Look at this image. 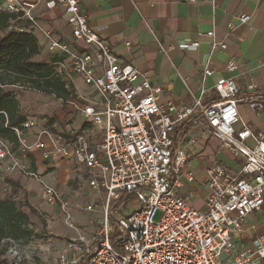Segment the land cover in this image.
Returning a JSON list of instances; mask_svg holds the SVG:
<instances>
[{"label":"built area","instance_id":"obj_1","mask_svg":"<svg viewBox=\"0 0 264 264\" xmlns=\"http://www.w3.org/2000/svg\"><path fill=\"white\" fill-rule=\"evenodd\" d=\"M56 8L71 27L67 37L41 20L45 11ZM0 13L15 16L12 29L43 40L65 79L76 74L92 89L91 97L66 102L62 131L40 127V121L28 117L12 127L16 149L0 135V161H10L7 171L19 173L18 180L37 179L41 200L54 204L61 201L60 192L23 158L40 148L44 159L55 165L59 159L73 160L86 170L88 185L103 207L101 228L91 242L74 239L56 249L46 240L36 246L34 238L0 239L7 264H264V229L248 244L238 240L245 235L247 217L264 207V131L256 132L244 121L241 89L233 77L215 82L214 99L206 100L208 90L203 86L192 103L165 106L160 102L161 89L152 85L148 73L120 60L90 26L81 0H0ZM238 18L247 23L250 15ZM234 27L229 24L231 31ZM207 35L213 37L214 31ZM213 44L227 47L225 41ZM199 45L195 39L180 47L194 50ZM236 68L235 61L227 65L229 71ZM213 73L205 67L203 85ZM10 87L17 85L0 83V89ZM246 88L252 92L257 86L251 83ZM244 99L253 112L263 110V100L251 95ZM76 117L87 128H75L70 121ZM35 128L30 142L27 134ZM200 131L218 139L238 161L235 168L219 161L206 168L204 209L195 207L183 192L195 182L187 163L198 151ZM126 197L139 206L120 214L119 203ZM61 206L67 212V204ZM94 207L89 203L82 208Z\"/></svg>","mask_w":264,"mask_h":264},{"label":"crops","instance_id":"obj_2","mask_svg":"<svg viewBox=\"0 0 264 264\" xmlns=\"http://www.w3.org/2000/svg\"><path fill=\"white\" fill-rule=\"evenodd\" d=\"M81 10L87 15L90 26L109 42L112 52L120 60L132 62L148 73L152 85L161 89L160 102L165 106L170 102L192 103L201 94L203 86L208 90L207 93H213V86L221 77H233L244 97L251 95L256 100L264 101V0H81ZM242 13L250 15L247 23H240L238 17ZM41 20L59 36L67 37L71 32V27L58 8L45 11ZM231 23L235 26L232 31L229 29ZM209 31H214L213 37L207 35ZM5 33L1 31L0 38ZM195 39L200 41L197 49L180 47V44ZM38 40L41 51L32 60L49 61L54 55L46 50L43 40ZM214 41H225L227 47L214 46ZM78 49L84 48L80 46ZM230 61L237 64L233 71L227 69ZM205 67L214 73L203 85ZM76 79L85 85V91L79 90ZM69 81L76 89L77 97L74 100L91 97V89L79 76L72 74ZM251 83L257 88L249 92L246 87ZM8 89L15 90L22 113L26 119L30 117V104L20 99L21 94L30 88L17 85ZM60 100L64 103L68 101ZM206 100L210 99L206 96ZM239 109L244 121L250 112L247 120L252 123L253 130L264 131V108L255 113L249 107V102H244L239 104ZM77 119L71 123L75 128H87L88 124L79 117ZM36 132L34 129L27 134L30 142ZM12 144L16 149L18 144ZM23 159L33 170L42 173L46 181L57 167L53 161L44 159L40 148H33ZM71 161L74 162L66 160L60 165L69 167ZM214 161L223 162L232 168L238 162L218 139L206 131H200L198 151L190 155L187 163L195 176V182L183 190L192 204L200 209L206 207V168ZM9 162L0 161V192L4 186L6 189L8 187L10 195L13 194L12 185L6 181L9 178L18 184L16 198L21 189L28 198L36 195L40 198L41 189L38 193L31 190L33 182L38 185L40 182L37 179L18 180L19 173L7 171ZM261 218H264V209L247 217L245 235L238 238L241 244L250 243L263 231L264 222L260 226L256 225Z\"/></svg>","mask_w":264,"mask_h":264},{"label":"rangeland","instance_id":"obj_3","mask_svg":"<svg viewBox=\"0 0 264 264\" xmlns=\"http://www.w3.org/2000/svg\"><path fill=\"white\" fill-rule=\"evenodd\" d=\"M75 84H77L79 90L83 89L85 91L86 87L80 80L76 79ZM206 95L208 99H214L217 96L215 91ZM238 97L242 98L240 103L249 102V100L244 99L242 91H240ZM20 99L22 102L30 104V117H35L40 121V127H48L51 131L63 130L62 120L64 110L68 106L64 101L60 100L61 98L30 88L28 92L21 94ZM248 118H250V112H248L245 119L247 123ZM76 121H78L77 118L73 123ZM70 122L72 123V121ZM248 124L252 127V123L249 122ZM35 130L38 131L37 128ZM255 131L258 132L257 130ZM66 160L64 158L56 161L57 167L53 169L54 171L47 179L60 192L61 201L57 199L54 204H50L41 200L38 195L28 198L24 190L21 189L19 191L17 200L28 202L37 211V213H34L31 210H27L29 213L27 226L35 234H38L32 237L35 240L36 246H39L45 240L50 242L51 246L56 249L65 247L69 241L74 239L80 240V238H84L91 242L101 228V221L103 220L102 202L96 198L97 193L88 185L86 170L72 161L69 167L60 165V163ZM40 189V184L38 185L36 182H33L31 190L38 193ZM9 195L10 191L8 187L6 189V187L2 186L0 197L3 198ZM62 202L67 204V212L62 209ZM89 203L95 206L94 209L84 210L82 207ZM119 204L123 205L119 210L120 214H129L133 208L139 206L137 200H130L127 197L121 200ZM68 213L70 217H68ZM160 215L161 213L158 212L155 216L156 221L159 220ZM263 222L264 218H261L256 222V225L260 226ZM115 237V233H113L112 238L114 239ZM0 264H7V261H0Z\"/></svg>","mask_w":264,"mask_h":264},{"label":"trees","instance_id":"obj_4","mask_svg":"<svg viewBox=\"0 0 264 264\" xmlns=\"http://www.w3.org/2000/svg\"><path fill=\"white\" fill-rule=\"evenodd\" d=\"M15 16L0 13V32H6L0 38V83L18 85L53 94L64 100L77 97L75 86L56 71L57 57L45 62H35L32 58L41 51V45L36 36L29 32H21L11 28ZM22 25H27L21 22ZM26 119L20 109V101L15 90L0 89V135L17 145L18 139L12 127L20 125ZM6 122L8 123L6 125ZM34 167V160H33ZM13 187V194L0 197V239L10 237L15 240H29L35 234L27 226L29 213L37 211L28 202L14 198L18 193V184L6 179ZM94 243L91 247H94ZM4 252L0 251V261Z\"/></svg>","mask_w":264,"mask_h":264}]
</instances>
